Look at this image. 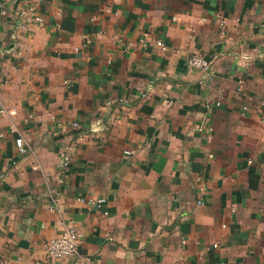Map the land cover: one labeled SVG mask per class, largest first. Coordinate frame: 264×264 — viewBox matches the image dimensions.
Here are the masks:
<instances>
[{
    "label": "crops",
    "instance_id": "crops-1",
    "mask_svg": "<svg viewBox=\"0 0 264 264\" xmlns=\"http://www.w3.org/2000/svg\"><path fill=\"white\" fill-rule=\"evenodd\" d=\"M0 264H264V0H0Z\"/></svg>",
    "mask_w": 264,
    "mask_h": 264
},
{
    "label": "built area",
    "instance_id": "built-area-1",
    "mask_svg": "<svg viewBox=\"0 0 264 264\" xmlns=\"http://www.w3.org/2000/svg\"><path fill=\"white\" fill-rule=\"evenodd\" d=\"M21 16L23 19L27 22H40L41 17L35 14L34 10L32 7H28L24 11L21 12ZM224 20H220L219 23L221 25L224 24ZM157 43L161 46H163V42L161 40H157ZM187 67L190 69H201V70H207L209 68V61L197 56V55H192L187 59ZM245 109V107L243 106ZM1 112H4L1 110ZM73 126H76V123H72ZM22 144H23V139L21 137L16 139V145L19 149V151H23L22 149ZM61 157L65 159V155L62 153ZM66 162L64 161L63 164ZM36 168V167H34ZM205 190L201 189L199 191V199L197 202L199 204L202 203V196L204 195ZM103 199H98V200H91L90 203H94L98 207H101L103 204ZM81 239V234L80 232L73 226V225H68L62 233L57 236L50 238L46 241L44 250L48 258L50 259H62V258H68L72 257L77 253L78 247H79V242Z\"/></svg>",
    "mask_w": 264,
    "mask_h": 264
}]
</instances>
